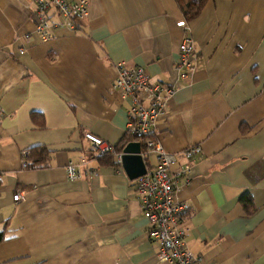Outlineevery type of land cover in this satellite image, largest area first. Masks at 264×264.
<instances>
[{
  "label": "crops",
  "instance_id": "crops-1",
  "mask_svg": "<svg viewBox=\"0 0 264 264\" xmlns=\"http://www.w3.org/2000/svg\"><path fill=\"white\" fill-rule=\"evenodd\" d=\"M91 6L88 19L42 41L32 0H0V264H156L135 179L83 138L127 140L128 101L111 89L117 63L174 87L153 133L163 149L200 147L177 191L190 206L188 249L199 264H264V0H208L188 21L198 64L186 80L175 69L176 0ZM35 145L49 152L45 164L22 167ZM82 158L97 174L67 179L66 163Z\"/></svg>",
  "mask_w": 264,
  "mask_h": 264
},
{
  "label": "built area",
  "instance_id": "built-area-1",
  "mask_svg": "<svg viewBox=\"0 0 264 264\" xmlns=\"http://www.w3.org/2000/svg\"><path fill=\"white\" fill-rule=\"evenodd\" d=\"M92 0H32L35 4L34 33L42 41L54 37L53 30L59 24L70 28L76 26L75 19L86 20L91 15ZM56 16L59 22H54ZM176 24L184 35L178 43V60L175 69L181 79H188L196 70L198 53L190 34L189 22L181 17ZM116 77L111 89L128 101L126 133L142 138L143 157L154 155L156 163L146 167V172L133 181V193L147 221L148 239L157 241L156 264H199V258L187 247L185 237L188 227L183 217L189 212L188 203L177 197L181 184L187 183L191 169L190 161L200 152L199 146L186 147L178 153L166 152L159 141L153 137L157 120L164 113L168 100L174 94V87L166 83L153 82L143 67L126 68L117 63ZM92 155H113L120 164L121 153L115 146L91 132H85ZM29 151L22 152V167H27ZM177 165L175 167L174 164ZM69 180H78L83 176H95L96 169L87 165L86 158L75 162L69 160L65 167ZM22 198L20 191L13 195V200Z\"/></svg>",
  "mask_w": 264,
  "mask_h": 264
},
{
  "label": "trees",
  "instance_id": "trees-1",
  "mask_svg": "<svg viewBox=\"0 0 264 264\" xmlns=\"http://www.w3.org/2000/svg\"><path fill=\"white\" fill-rule=\"evenodd\" d=\"M177 5L180 9V12L187 21H192L195 19L205 4L208 2V0H176ZM127 140L125 139L119 146H115V149L117 152H120L123 148L124 145H126L128 140H135L137 139L142 147L144 145V140L142 138H137V137H132L128 133H126ZM144 148V147H143ZM49 155V152L47 149L42 146V145H35L30 148L29 150V155L27 158H29V163H28V168H38L41 167L45 164L47 157ZM100 160H102V157H108L107 160L110 163H113L115 165H118L116 161H114V156L113 155H105V156H98ZM240 204L242 205L244 211L246 214H251L254 211V205L252 202V198L249 195V193L245 192L242 194L239 198ZM5 233L4 229L0 230V243L5 240Z\"/></svg>",
  "mask_w": 264,
  "mask_h": 264
},
{
  "label": "water",
  "instance_id": "water-1",
  "mask_svg": "<svg viewBox=\"0 0 264 264\" xmlns=\"http://www.w3.org/2000/svg\"><path fill=\"white\" fill-rule=\"evenodd\" d=\"M120 153V165L129 179L134 180L146 172L143 147L139 141L128 142Z\"/></svg>",
  "mask_w": 264,
  "mask_h": 264
}]
</instances>
